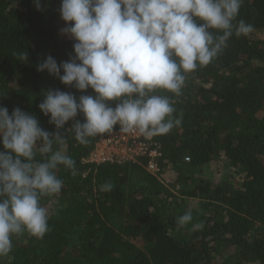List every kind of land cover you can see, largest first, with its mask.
I'll list each match as a JSON object with an SVG mask.
<instances>
[{
  "label": "trees",
  "instance_id": "1",
  "mask_svg": "<svg viewBox=\"0 0 264 264\" xmlns=\"http://www.w3.org/2000/svg\"><path fill=\"white\" fill-rule=\"evenodd\" d=\"M60 8L61 0H41L39 10L34 0H0V106L10 115L17 107L35 115L50 133L55 125L39 108L44 91L95 95L37 70L48 56L60 64L75 55ZM241 19L253 31L236 36L233 30L216 58L185 74L181 94L156 91L170 98L181 119L152 138L160 147L158 175L148 171V156L85 163L111 132L82 145L74 133L67 137L74 121L65 125L75 175L58 166L62 191L40 199L48 231L42 238L26 230L14 234L0 264H264V38H255L264 34V0H243L233 23ZM22 52L28 61L19 59ZM108 103L114 108L117 102ZM76 119L83 123V114ZM220 157L240 185L202 176V168ZM44 159L37 152L36 160ZM189 211L192 221L179 226Z\"/></svg>",
  "mask_w": 264,
  "mask_h": 264
},
{
  "label": "clouds",
  "instance_id": "2",
  "mask_svg": "<svg viewBox=\"0 0 264 264\" xmlns=\"http://www.w3.org/2000/svg\"><path fill=\"white\" fill-rule=\"evenodd\" d=\"M40 9L41 0H34ZM243 0H61L66 22L63 34L76 41L75 55L60 64L48 56L37 70H45L62 84L95 95L46 90L39 108L56 132L43 129L39 119L19 107L11 115L0 106V256L12 248V236L25 230L42 238L48 231L45 195L58 194L63 181L60 165L73 169L67 137L74 133L82 145L90 137L114 132H139L146 138L163 135L181 124L168 96L176 95L186 73L208 65L233 35H247L253 26L233 23ZM222 32L214 35L211 30ZM28 61V52L19 54ZM63 73V74H62ZM116 101L113 108L108 102ZM82 113L84 122L77 120ZM69 121L67 137L61 131ZM54 145H59L54 150ZM46 156L36 160V154ZM186 212L179 226L192 221ZM203 225H193V230Z\"/></svg>",
  "mask_w": 264,
  "mask_h": 264
},
{
  "label": "built area",
  "instance_id": "3",
  "mask_svg": "<svg viewBox=\"0 0 264 264\" xmlns=\"http://www.w3.org/2000/svg\"><path fill=\"white\" fill-rule=\"evenodd\" d=\"M142 156L150 158L147 167L148 171L152 174L160 172V168L154 160L160 156V147L158 144L152 143V137L146 138L139 132L120 133L118 128L116 131L111 132L108 137L101 138L98 141L85 163H94L96 165H105L107 163L122 164L129 161L136 162Z\"/></svg>",
  "mask_w": 264,
  "mask_h": 264
},
{
  "label": "rangeland",
  "instance_id": "4",
  "mask_svg": "<svg viewBox=\"0 0 264 264\" xmlns=\"http://www.w3.org/2000/svg\"><path fill=\"white\" fill-rule=\"evenodd\" d=\"M255 38L257 39L264 38V34L261 32H257ZM130 159H132V157H130ZM234 172L235 170L229 167V164L225 157H220L216 161L209 163L206 167H203L201 171L202 176L205 179L210 180L214 183H219L221 181H227V182L234 183V185H240V182L238 181L236 182L235 177L234 178L232 177ZM154 175H158V173Z\"/></svg>",
  "mask_w": 264,
  "mask_h": 264
}]
</instances>
